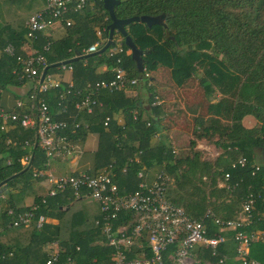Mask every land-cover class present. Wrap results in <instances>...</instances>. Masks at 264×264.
<instances>
[{"label":"trees","instance_id":"16d2710c","mask_svg":"<svg viewBox=\"0 0 264 264\" xmlns=\"http://www.w3.org/2000/svg\"><path fill=\"white\" fill-rule=\"evenodd\" d=\"M40 5L41 0H0V8H12L14 15L25 10L29 15ZM112 10L117 18L162 15L161 23L146 25L131 21L123 26L135 48L141 51L139 64L116 32L112 38L120 37L123 52L110 56L107 49L99 53L82 52L94 41L98 42L97 48L101 45L95 35L96 29L101 30L100 37L106 33L109 19L100 0H83L76 10L69 7L62 18L70 23L65 25L61 38L50 40L37 35L31 44L40 50L48 41L41 51L45 73L59 68L54 62L66 60L64 64L69 65L71 71V91L82 89L87 82L110 78L112 68L119 66L127 77L136 78L132 87H140L145 93L142 99L138 95H125L123 89H102L96 94L99 106H93L89 114L75 111L73 117L85 123L87 129L97 132L94 167L113 173L111 178L119 193L137 187L140 180L137 171L157 165L167 177L166 198L181 206L189 218H201L207 235L219 230L209 218L203 217L205 211L221 219L234 218L242 197L247 193L253 195L249 224L222 230L223 241L212 254L202 245L196 249L201 263L220 260L221 264H230L235 230H264V161H256L254 151L264 148V0H118ZM11 21L0 15L1 89L17 86L22 81L15 73L19 64L13 56L1 51L5 44H10L14 53H22L19 46L24 40L23 14ZM117 57L120 62H116ZM101 64L104 69L98 71ZM64 86L59 84L46 92L32 91L28 100L34 104L43 96L48 108H58L56 93ZM189 86L198 90L199 98L183 104L191 118L187 151H172L164 135L151 143V137L163 126L160 123H167L170 128L176 125L169 113H165L169 110L162 106L164 101L150 104L157 92L163 94L160 89L180 90ZM28 93L29 90L23 95L25 104ZM77 98L76 94H65L67 108H72ZM132 111L135 112L133 118ZM117 112L123 119L120 125L111 118ZM104 116L109 117L106 125H102ZM244 117L252 122L245 124ZM84 131L79 129L72 135L81 136ZM33 134V130L12 121H6L0 129V189L4 195L0 202V252H11L10 256L0 258V264H44L42 245L50 239L58 242L57 264H62L66 257L73 264H107L112 248L105 243L99 225L94 222L100 215L95 202L97 213L87 214L78 198L71 199L67 193L42 199L32 194L35 208L30 222L16 226L8 224L11 214L6 213V209L12 214L28 209L23 199L30 194V182L44 169L45 158ZM197 141L211 146L216 155L205 156L204 150L195 147ZM25 154L27 161L21 164L18 159ZM238 156L244 157L243 165L230 166ZM224 172L229 189L216 184ZM38 214L56 222L43 221L35 227L34 219ZM132 217L131 211L118 212L111 220V227L123 224L128 229ZM173 247L167 246L163 264L169 263L166 253ZM132 251L126 252V257L133 255ZM145 255H148L146 250ZM248 256L264 260V244L251 243Z\"/></svg>","mask_w":264,"mask_h":264},{"label":"built area","instance_id":"2783aa9c","mask_svg":"<svg viewBox=\"0 0 264 264\" xmlns=\"http://www.w3.org/2000/svg\"><path fill=\"white\" fill-rule=\"evenodd\" d=\"M83 4V0H43V5L29 14L24 20V39L31 43L37 35L55 20H63L64 25H69L68 19H63L64 12L71 7L76 10ZM101 30L96 29L95 35L98 41L103 43L105 35L100 37ZM113 43L107 48V55L123 52L120 37L112 38ZM97 41L89 44L83 53L92 52L97 49ZM48 41L41 46L40 50L31 48L22 53H14L10 44H5L1 51L9 56H13L19 64L15 69L18 80H28L30 86L27 100L31 98L32 91L46 92L49 89L57 88L59 83L51 77L50 73L41 72L45 65L42 50L46 48ZM120 62V58L115 59ZM60 69H70L69 65L59 64ZM14 70L12 69V72ZM136 84L135 77H127L123 69L119 66L112 68V76L108 79L87 82L82 89L71 91L70 83L65 84L62 89L57 90L56 104L61 112H65L67 104L65 94H76L78 98L72 102L75 111L82 110L84 113H91L92 107L100 105L96 99L98 91L115 89H126ZM27 90V91H28ZM158 101L153 99L152 104ZM135 112L132 111V118ZM109 117L104 116L102 125H106ZM6 121L16 122L23 128L33 130L34 139L38 148L42 151L45 165L48 160L63 159L70 154L78 152L77 141L79 136H73L79 129L86 128L85 123L76 120L57 119L52 116L51 111L43 96H39L33 104L29 100L24 103L22 97H17L13 101V109L5 110L0 105V129L4 128ZM202 150H209L206 145H198ZM172 150V149H171ZM173 151V150H172ZM215 152L213 151V156ZM208 157V156H207ZM28 155H22L18 161L25 164ZM131 160V158H128ZM244 157L238 156L230 166H241ZM256 169V166H254ZM252 173V172H251ZM36 175V172L33 173ZM113 173L109 169H102L93 173L79 172L75 174L53 175L45 173L46 188L43 196H52L56 193H67L71 199L86 198L97 203L99 219L94 222L99 225L104 241L112 250L108 255L107 264H163L162 257L167 246L174 245L171 251L166 253L168 264H183L182 261L189 257L193 248L202 245L214 252L219 242L223 241V234L220 233L228 228H242L249 224L251 210L253 209L254 197L251 193L245 194L240 201V208L234 218L221 219L205 211L203 217L218 227L219 231L210 235L206 234V227L202 219L189 218L182 207L171 203L165 196V186L167 177L160 168L154 173L152 179L147 183L143 181V173L139 170L136 176L140 179L137 187L125 193H119L112 180ZM227 173L224 172L221 180H217L218 187L229 189L226 184ZM1 186V185H0ZM4 199L0 189V202ZM35 204L31 203L28 209L11 213L6 209V213L11 214L8 222L11 226L26 225L33 217ZM131 211L133 214L132 225L127 229L123 224L111 227V220L116 218L118 212ZM45 220L42 214L36 215L34 219L35 227H39ZM234 241L233 258L239 264H264V260H258L248 256L249 245L253 242L264 244V230H242L237 229L232 235ZM44 251V264H57L59 256V246L57 240L50 239L42 245ZM148 255H145V250ZM133 250V255L126 257L125 253ZM11 255L10 251L0 252V258ZM220 262V260H218ZM62 264H73V261L66 257Z\"/></svg>","mask_w":264,"mask_h":264},{"label":"crops","instance_id":"0c3cea01","mask_svg":"<svg viewBox=\"0 0 264 264\" xmlns=\"http://www.w3.org/2000/svg\"><path fill=\"white\" fill-rule=\"evenodd\" d=\"M42 5L43 1L41 0ZM40 5V7L42 6ZM39 7V8H40ZM37 8V9H39ZM36 9V10H37ZM25 12H19L18 14H23V20L26 19L28 16V13ZM31 13V12H30ZM16 13H12V8L8 7H3L0 8V15L3 17L4 20L11 21L14 17L17 15H14ZM12 22V21H11ZM24 23V21H23ZM65 34V25L63 23V20H55L53 21L50 26L46 27L43 29L38 35H40L43 38L50 39V40H56L61 38ZM32 44L27 42L25 39L21 41L19 49L21 52H26L31 48ZM104 69V65L101 64L97 67L98 71H102ZM51 77L55 80L58 81L59 84H69L71 82V71L70 69H56L52 71ZM30 86V82L28 80H22L21 83L17 86H7L6 88H0V105L5 109V110H11L13 109V101L17 97H22L23 95L27 92L28 88ZM164 91V90H163ZM125 95L128 96H135L138 95L140 98L143 97L141 93L143 90L140 87H128L123 90ZM182 104V103H181ZM183 106V104H182ZM186 109V108H185ZM49 110L52 113V116L57 119H65V120H71L76 116V112L73 108H66L65 112H61L58 108H54L53 106H50ZM187 110V109H186ZM187 112V111H186ZM168 113V112H165ZM189 114V112H187ZM170 115V113H169ZM111 118L114 120V122L118 125L122 124L123 119L121 113H113L111 115ZM247 120L248 125L252 122L249 117H244L243 122ZM77 121V120H76ZM79 122V121H78ZM163 126L166 125L165 123H160ZM161 125V126H162ZM87 127V126H86ZM85 130L82 135H78V141H77V148L78 152L70 154L69 156L60 159V160H55V159H50L47 161V163L44 165V169L41 170V174L38 177H35L29 185L30 189V194L26 195L23 199V205H30L32 203L31 201V195H41L44 193L45 188H46V181H45V173L50 172L53 175H66V174H75L79 172H84V173H93L96 171L101 170V167L95 168L94 167V153L96 150L97 146V141H98V134L95 130L93 129H87L84 128ZM161 133H155L151 137L150 142L153 143L157 139V135ZM206 145L203 141H197L195 143V147L202 150L198 145ZM209 147L208 145H206ZM216 155V151L213 150ZM159 169L157 165H152L145 169L143 173V181L144 182H149L154 173ZM66 197V196H65ZM78 203H82L81 207L82 209L84 208L85 212H88L87 214H92V203L93 201L87 200L86 198H78ZM91 207V208H90ZM95 213V212H93ZM45 223H50L54 224L56 221L52 218H45L44 220ZM75 233V232H74ZM82 234V232H78ZM55 240V239H54ZM196 247L192 249L189 255L191 253L196 252ZM230 259V264H235L237 261L232 257ZM235 260V261H234ZM239 264V263H236Z\"/></svg>","mask_w":264,"mask_h":264},{"label":"rangeland","instance_id":"374dc122","mask_svg":"<svg viewBox=\"0 0 264 264\" xmlns=\"http://www.w3.org/2000/svg\"><path fill=\"white\" fill-rule=\"evenodd\" d=\"M108 48V47H107ZM106 48V49H107ZM157 72L156 74H158ZM156 77H158L156 75ZM169 88V87H168ZM163 94H160V92H157V97L162 95L161 98H154L158 102H162V106H166V109L169 110L168 113H170V117L174 119V124H176L174 127L170 128L169 125L166 123V125L159 128L156 133H161L157 135L158 139L161 137V135H164L167 137L169 148L173 151L185 153L187 151V144L188 140L190 139V126H191V118L190 115L187 114V110L185 107L182 106L185 101H195L199 98L198 90L193 89L192 87H183V89H160ZM165 90V91H163ZM141 97L142 99L145 97V93L142 92ZM182 103V104H181ZM187 111V112H186ZM251 120V119H250ZM245 124H248L247 120L244 121ZM187 125V126H186ZM186 130H185V129ZM184 129V130H182ZM155 135V134H154ZM172 137V138H171ZM157 141V140H156ZM209 150H205V156L210 157L213 153V148L211 146L208 147ZM256 153V161L263 160L264 161V148H255L254 149ZM93 203V202H92ZM93 212L97 213V208L95 204H92ZM199 257L196 256V254L193 252L189 257L185 258L182 263L183 264H221V262L216 263H209L207 261H203L202 263L199 262ZM235 261V260H234ZM230 262V261H229ZM238 263V262H236ZM235 263V264H236Z\"/></svg>","mask_w":264,"mask_h":264},{"label":"water","instance_id":"95a60500","mask_svg":"<svg viewBox=\"0 0 264 264\" xmlns=\"http://www.w3.org/2000/svg\"><path fill=\"white\" fill-rule=\"evenodd\" d=\"M101 7L106 11L107 17L109 21L105 25V39L101 45L98 46V48L95 50L96 53L102 52L104 49H106L108 46H110L112 41V35L114 32H116L122 39V42L127 46L128 51L131 54V57H133L136 64H139V55L141 54V51L137 50L132 43L130 37L126 34L123 26L131 21H139L143 22L146 25H150L152 23H161L162 22V15H130L127 17L117 18L113 14V5L118 2V0H100ZM87 54H90V52H87ZM66 60H61L54 62L53 65H59L64 64ZM44 73V69L41 72V76ZM0 185H2V182H0Z\"/></svg>","mask_w":264,"mask_h":264}]
</instances>
